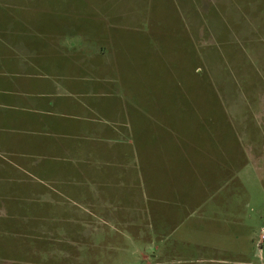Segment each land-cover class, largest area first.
Instances as JSON below:
<instances>
[{"label": "rangeland", "instance_id": "1", "mask_svg": "<svg viewBox=\"0 0 264 264\" xmlns=\"http://www.w3.org/2000/svg\"><path fill=\"white\" fill-rule=\"evenodd\" d=\"M95 1L56 0L64 10L45 15V35L74 18L63 33L78 49L73 31L83 47L94 39L89 22L110 23L109 40L119 31L125 50L105 54V71L119 78L129 67L133 96L161 100L157 111L178 118L188 141L157 147L154 190L135 153L95 158L93 180L65 181L63 170L54 187L33 170L31 192L56 194L21 204L0 264H264V0ZM13 3L41 1L0 0V21ZM115 102L124 117L129 105Z\"/></svg>", "mask_w": 264, "mask_h": 264}, {"label": "crops", "instance_id": "2", "mask_svg": "<svg viewBox=\"0 0 264 264\" xmlns=\"http://www.w3.org/2000/svg\"><path fill=\"white\" fill-rule=\"evenodd\" d=\"M39 1L33 6L13 3L7 7L12 12L10 18L0 21V252L7 241L2 234L13 233V220L24 216L21 204L30 194L45 200L56 194L52 188L31 192L27 178L33 170L39 173L43 187H54L62 184L63 170L65 181L78 182L80 177L93 180L90 172L96 170L95 158L106 161L114 157L117 164L122 154L128 157L135 153L140 161L145 160V166L148 164L144 181L148 184L150 180L154 190L152 163L158 162L157 147L188 141L176 133L178 118L167 114L168 109L157 111L161 100L133 96L129 67L124 69L126 73H119V78H111L105 71L108 51L124 56L119 31V40L111 43L107 29L111 24L95 31L103 21L93 19L98 23L94 25L88 20L87 27L94 28V39L82 47L83 31H73L72 36L80 35L75 49L63 33L65 27H76L74 18L60 21L62 35L56 32L47 36L42 19L64 8L56 0ZM158 1L163 2L155 0L152 4ZM94 6L92 10L98 7L96 1ZM35 13L40 16L32 17ZM118 68L123 69V63ZM121 91L124 97L114 96ZM115 101L125 104V111L129 105L124 117H120L124 108L121 110ZM168 103L162 100V107ZM158 187L154 192L157 196Z\"/></svg>", "mask_w": 264, "mask_h": 264}]
</instances>
